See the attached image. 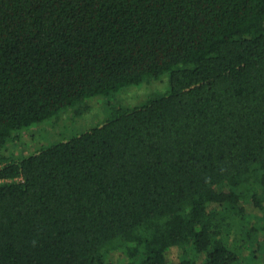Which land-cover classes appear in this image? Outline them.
Segmentation results:
<instances>
[{"label": "trees", "instance_id": "obj_1", "mask_svg": "<svg viewBox=\"0 0 264 264\" xmlns=\"http://www.w3.org/2000/svg\"><path fill=\"white\" fill-rule=\"evenodd\" d=\"M166 72L1 160L0 264H264V0H0V148Z\"/></svg>", "mask_w": 264, "mask_h": 264}, {"label": "rangeland", "instance_id": "obj_2", "mask_svg": "<svg viewBox=\"0 0 264 264\" xmlns=\"http://www.w3.org/2000/svg\"><path fill=\"white\" fill-rule=\"evenodd\" d=\"M169 90L170 79L166 72L158 79L147 78L140 84L129 85L107 95L88 97L80 103L60 110L48 120L17 130L14 133L15 138L0 148V162L5 159H21L33 151L82 133L103 121L113 112L115 106L140 105ZM121 256L120 252H112L108 260L119 261ZM167 256L175 260L177 249L170 248Z\"/></svg>", "mask_w": 264, "mask_h": 264}]
</instances>
